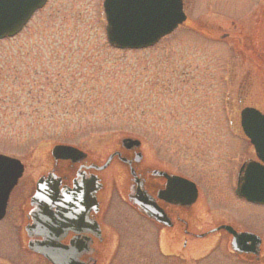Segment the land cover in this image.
<instances>
[{
  "label": "flooded vegetation",
  "instance_id": "af4514ba",
  "mask_svg": "<svg viewBox=\"0 0 264 264\" xmlns=\"http://www.w3.org/2000/svg\"><path fill=\"white\" fill-rule=\"evenodd\" d=\"M182 2L189 36L226 50L220 58L212 49L221 73L209 74L215 89L202 94L200 126L210 133L200 151L180 166L118 143L104 160L81 150L64 161L50 155L37 176L24 166L6 199L0 193L7 264H264V153L241 119L246 109L264 119V0L250 17L247 4L243 17L216 10L196 22ZM143 196L156 218L132 204Z\"/></svg>",
  "mask_w": 264,
  "mask_h": 264
},
{
  "label": "rangeland",
  "instance_id": "374dc122",
  "mask_svg": "<svg viewBox=\"0 0 264 264\" xmlns=\"http://www.w3.org/2000/svg\"><path fill=\"white\" fill-rule=\"evenodd\" d=\"M216 1L186 0L185 10L196 22L216 10L243 17L248 4L250 17L263 2ZM102 2L48 0L0 41V153L21 161L25 175L46 169L55 145L104 160L127 137L141 142L147 160L156 150L181 166L210 133L200 126L202 94L215 89L209 74L221 73L212 49L226 57L225 45L206 46L180 26L152 48L118 51L106 41Z\"/></svg>",
  "mask_w": 264,
  "mask_h": 264
},
{
  "label": "water",
  "instance_id": "95a60500",
  "mask_svg": "<svg viewBox=\"0 0 264 264\" xmlns=\"http://www.w3.org/2000/svg\"><path fill=\"white\" fill-rule=\"evenodd\" d=\"M44 4L45 0H0V40L18 34L33 13ZM102 6L107 42L118 50L152 47L185 21L181 0H104ZM241 117L244 134L250 139L256 153H264V119L249 109L244 110ZM249 123L253 125L249 126ZM120 145L123 148H138L139 142L125 138L120 141ZM75 154L83 155L68 146H55L51 151L55 161L72 159ZM112 156L98 170L105 169ZM22 172L23 166L19 161L0 156V188L3 191H10ZM43 184L44 180L38 181V190ZM242 195L249 199V194ZM132 202L134 205L139 204L148 217L156 218L149 198L143 196L138 201L135 197Z\"/></svg>",
  "mask_w": 264,
  "mask_h": 264
}]
</instances>
